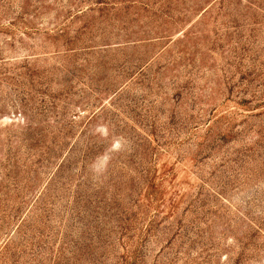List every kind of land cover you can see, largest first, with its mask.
Returning <instances> with one entry per match:
<instances>
[{
  "label": "rangeland",
  "instance_id": "374dc122",
  "mask_svg": "<svg viewBox=\"0 0 264 264\" xmlns=\"http://www.w3.org/2000/svg\"><path fill=\"white\" fill-rule=\"evenodd\" d=\"M0 264H264V0H0Z\"/></svg>",
  "mask_w": 264,
  "mask_h": 264
}]
</instances>
